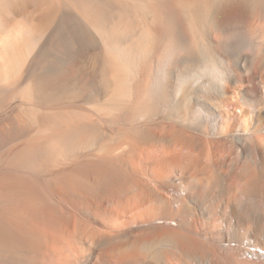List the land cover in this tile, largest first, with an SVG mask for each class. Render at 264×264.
Returning a JSON list of instances; mask_svg holds the SVG:
<instances>
[{"label":"bare ground","instance_id":"1","mask_svg":"<svg viewBox=\"0 0 264 264\" xmlns=\"http://www.w3.org/2000/svg\"><path fill=\"white\" fill-rule=\"evenodd\" d=\"M0 264H264V0H0Z\"/></svg>","mask_w":264,"mask_h":264}]
</instances>
